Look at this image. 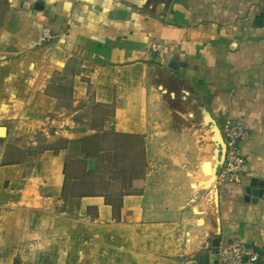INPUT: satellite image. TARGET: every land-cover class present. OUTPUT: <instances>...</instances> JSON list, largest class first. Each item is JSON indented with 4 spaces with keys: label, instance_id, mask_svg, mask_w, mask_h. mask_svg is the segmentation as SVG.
Listing matches in <instances>:
<instances>
[{
    "label": "crops",
    "instance_id": "0c3cea01",
    "mask_svg": "<svg viewBox=\"0 0 264 264\" xmlns=\"http://www.w3.org/2000/svg\"><path fill=\"white\" fill-rule=\"evenodd\" d=\"M262 13L0 0V264H198L215 238L264 252ZM211 121L250 133L238 180Z\"/></svg>",
    "mask_w": 264,
    "mask_h": 264
},
{
    "label": "built area",
    "instance_id": "2783aa9c",
    "mask_svg": "<svg viewBox=\"0 0 264 264\" xmlns=\"http://www.w3.org/2000/svg\"><path fill=\"white\" fill-rule=\"evenodd\" d=\"M51 39V32L45 30L42 42L48 43ZM159 49V45L154 44L152 46L154 52ZM222 135L226 144V157L222 177L238 180L245 166L241 144L250 139V133L241 125L230 121L226 123ZM218 255V264H264L263 251L239 241L230 243L224 248H219Z\"/></svg>",
    "mask_w": 264,
    "mask_h": 264
},
{
    "label": "water",
    "instance_id": "95a60500",
    "mask_svg": "<svg viewBox=\"0 0 264 264\" xmlns=\"http://www.w3.org/2000/svg\"><path fill=\"white\" fill-rule=\"evenodd\" d=\"M258 20H259L258 23H260V24H262V21L264 22V13L260 14ZM211 123L213 124V128L212 129H213V132H214V135H215V140H216V142H217V144L219 146V149H220L219 157H218V161H219V165L218 166H222L223 167L224 162H225V157H226V144H225V141H224V138H223V135H222V131L220 130V128L214 123V121H211ZM0 131L3 132V129L0 128ZM0 134H2V133L0 132ZM217 169H218V167L216 169H214V171H210V169H208V167H207V170L210 171L209 174L212 176L211 181L206 184V187L208 189H210V188L214 189L216 187V184H217L216 183ZM260 187H262V186L260 185ZM261 195H262V192H259V196H261ZM212 247L214 248V252L212 254L213 255V257H212L213 262H211V261H209V262L208 261L207 262L203 261L207 257H209L208 254H204L202 256V260L198 261V264H218V258H219L218 249L220 247V239L215 238L212 241ZM17 264H20V262H17Z\"/></svg>",
    "mask_w": 264,
    "mask_h": 264
},
{
    "label": "bare ground",
    "instance_id": "6f19581e",
    "mask_svg": "<svg viewBox=\"0 0 264 264\" xmlns=\"http://www.w3.org/2000/svg\"><path fill=\"white\" fill-rule=\"evenodd\" d=\"M210 171H208V173H209ZM206 185V184H205ZM202 186V185H201Z\"/></svg>",
    "mask_w": 264,
    "mask_h": 264
}]
</instances>
